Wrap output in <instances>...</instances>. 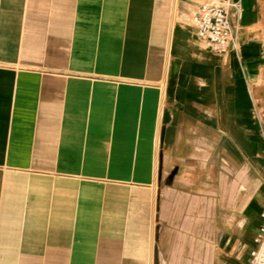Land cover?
Wrapping results in <instances>:
<instances>
[{
  "label": "crops",
  "instance_id": "obj_1",
  "mask_svg": "<svg viewBox=\"0 0 264 264\" xmlns=\"http://www.w3.org/2000/svg\"><path fill=\"white\" fill-rule=\"evenodd\" d=\"M206 1L0 0V264L249 263L264 22L215 53Z\"/></svg>",
  "mask_w": 264,
  "mask_h": 264
},
{
  "label": "built area",
  "instance_id": "obj_2",
  "mask_svg": "<svg viewBox=\"0 0 264 264\" xmlns=\"http://www.w3.org/2000/svg\"><path fill=\"white\" fill-rule=\"evenodd\" d=\"M234 8L237 6L233 0H207L192 16L197 36L215 53H225L235 45L236 33L231 19ZM261 219L248 264H264V208Z\"/></svg>",
  "mask_w": 264,
  "mask_h": 264
},
{
  "label": "rangeland",
  "instance_id": "obj_3",
  "mask_svg": "<svg viewBox=\"0 0 264 264\" xmlns=\"http://www.w3.org/2000/svg\"><path fill=\"white\" fill-rule=\"evenodd\" d=\"M259 3H260L261 13H259L257 20L260 19L262 20V22H264V0H259ZM234 12L235 11H233L232 14ZM235 17L237 20H239L242 17V12L238 11L237 14L235 12ZM258 34H259V37H261V39H263V42H264V30L263 31L260 30ZM256 83L257 84H256L255 92H254V98L257 103V107L259 108L258 110H260L261 120L264 121V71L262 72L261 80H258Z\"/></svg>",
  "mask_w": 264,
  "mask_h": 264
},
{
  "label": "water",
  "instance_id": "obj_4",
  "mask_svg": "<svg viewBox=\"0 0 264 264\" xmlns=\"http://www.w3.org/2000/svg\"><path fill=\"white\" fill-rule=\"evenodd\" d=\"M174 64H177V68H178V63H174ZM176 80H177V69H176V72H175V75H174V81H173V85H169L168 86V99L169 101L172 100V97H173V94H174V89H175V86H176ZM168 119V114L167 112L165 111L164 112V117H163V122H166Z\"/></svg>",
  "mask_w": 264,
  "mask_h": 264
},
{
  "label": "bare ground",
  "instance_id": "obj_5",
  "mask_svg": "<svg viewBox=\"0 0 264 264\" xmlns=\"http://www.w3.org/2000/svg\"><path fill=\"white\" fill-rule=\"evenodd\" d=\"M177 1V0H176ZM171 46V45H170ZM169 67V66H168ZM175 65L172 64L170 65V67L168 68V73H167V80H168V83L167 85H173V81H174V75H175ZM166 83V82H165ZM165 88V87H164ZM168 94V93H167ZM166 96V95H165ZM166 98V97H165ZM165 104V103H164ZM167 109V108H166ZM161 131V130H160ZM158 148V147H157Z\"/></svg>",
  "mask_w": 264,
  "mask_h": 264
}]
</instances>
